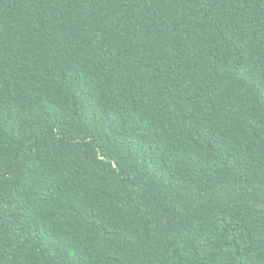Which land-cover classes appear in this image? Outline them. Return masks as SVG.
I'll return each instance as SVG.
<instances>
[{
	"label": "trees",
	"instance_id": "trees-1",
	"mask_svg": "<svg viewBox=\"0 0 264 264\" xmlns=\"http://www.w3.org/2000/svg\"><path fill=\"white\" fill-rule=\"evenodd\" d=\"M0 264H264V0H0Z\"/></svg>",
	"mask_w": 264,
	"mask_h": 264
}]
</instances>
